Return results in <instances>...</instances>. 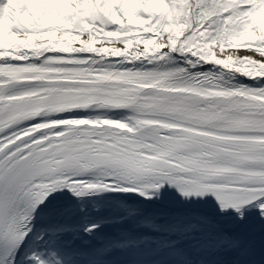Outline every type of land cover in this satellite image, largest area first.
I'll list each match as a JSON object with an SVG mask.
<instances>
[{
	"label": "snow or ice",
	"instance_id": "obj_1",
	"mask_svg": "<svg viewBox=\"0 0 264 264\" xmlns=\"http://www.w3.org/2000/svg\"><path fill=\"white\" fill-rule=\"evenodd\" d=\"M0 264H264V0H0Z\"/></svg>",
	"mask_w": 264,
	"mask_h": 264
}]
</instances>
